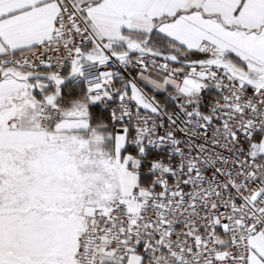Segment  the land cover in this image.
<instances>
[{
  "label": "snow or ice",
  "instance_id": "snow-or-ice-1",
  "mask_svg": "<svg viewBox=\"0 0 264 264\" xmlns=\"http://www.w3.org/2000/svg\"><path fill=\"white\" fill-rule=\"evenodd\" d=\"M0 264H264V0H0Z\"/></svg>",
  "mask_w": 264,
  "mask_h": 264
}]
</instances>
